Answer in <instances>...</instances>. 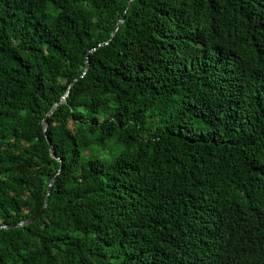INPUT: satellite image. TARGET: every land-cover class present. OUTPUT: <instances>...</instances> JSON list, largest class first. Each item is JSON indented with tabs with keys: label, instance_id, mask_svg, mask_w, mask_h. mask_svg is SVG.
<instances>
[{
	"label": "trees",
	"instance_id": "obj_1",
	"mask_svg": "<svg viewBox=\"0 0 264 264\" xmlns=\"http://www.w3.org/2000/svg\"><path fill=\"white\" fill-rule=\"evenodd\" d=\"M0 264H264V0H0Z\"/></svg>",
	"mask_w": 264,
	"mask_h": 264
},
{
	"label": "water",
	"instance_id": "obj_2",
	"mask_svg": "<svg viewBox=\"0 0 264 264\" xmlns=\"http://www.w3.org/2000/svg\"><path fill=\"white\" fill-rule=\"evenodd\" d=\"M122 19H123V17H122L121 20L117 23L116 27H115L114 30H113V33H114V31L116 30V28H117V26L119 25V23L122 21ZM46 125H47V118L45 117V118H44V121H43L44 129H45ZM48 142H49V141H48ZM51 185H52V182H51V183L49 184V186H48V189H47V197H46L45 204H44V207H43V208H45V207L47 206V204H48V195H49V192H50V189H51ZM41 212H42V211H41ZM41 212L38 213V214H37L36 216H34L33 218L28 219V220H26V221H24V222H21V223H19V224H16V225H14V226H25V225H29V224L33 223L35 220H37V219L39 218Z\"/></svg>",
	"mask_w": 264,
	"mask_h": 264
},
{
	"label": "clouds",
	"instance_id": "obj_3",
	"mask_svg": "<svg viewBox=\"0 0 264 264\" xmlns=\"http://www.w3.org/2000/svg\"><path fill=\"white\" fill-rule=\"evenodd\" d=\"M122 150V148H117V154H119V151H121ZM113 157H112V155L110 154V153H104L103 155H101L100 156V159L102 160V161H104V160H106V161H111V159H112Z\"/></svg>",
	"mask_w": 264,
	"mask_h": 264
}]
</instances>
